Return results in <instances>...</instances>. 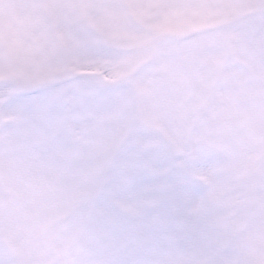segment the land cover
I'll return each mask as SVG.
<instances>
[{
	"label": "clouds",
	"instance_id": "obj_1",
	"mask_svg": "<svg viewBox=\"0 0 264 264\" xmlns=\"http://www.w3.org/2000/svg\"><path fill=\"white\" fill-rule=\"evenodd\" d=\"M168 2L46 0L39 26L58 47L44 89L27 90L33 78L26 67L13 73L15 57L5 46L0 146L23 142L44 116L39 131L79 162L28 198L23 219L10 214L17 198L6 195L0 264H216L211 250L187 240L153 241L151 229L147 243H113L162 210L140 214L127 190L181 179L213 190L219 176L201 170L205 183L191 174L194 151L217 152L205 128L237 111V97L258 90L264 99V0L212 3L203 17ZM200 23L206 27L192 32ZM192 41L195 47L182 60L168 55ZM244 133L258 139L226 141L245 162L239 187L228 193L227 209L209 205L212 216L226 211L235 225L233 264H264V117ZM85 172L92 175L84 178ZM44 240L41 251L30 250Z\"/></svg>",
	"mask_w": 264,
	"mask_h": 264
},
{
	"label": "snow or ice",
	"instance_id": "obj_2",
	"mask_svg": "<svg viewBox=\"0 0 264 264\" xmlns=\"http://www.w3.org/2000/svg\"><path fill=\"white\" fill-rule=\"evenodd\" d=\"M42 3H22L18 7L25 8L35 14L38 20L33 30L34 38H27V43L38 53H45L50 62L56 53L58 42L51 32L39 26L38 11ZM166 7H175L184 11L195 12L205 7L199 0H169ZM195 41L188 48L195 47ZM50 78L33 79L28 91L44 89L49 86ZM46 127V118L41 116L37 122V131L25 133L23 142L10 141L0 153L3 178L6 185L15 188L21 181L27 192L36 193L47 185L54 184L69 171H75L78 157L62 149L58 142L42 134L39 129ZM223 120H218L205 128V135L215 138L216 145L220 139ZM214 152L209 148H200L193 152V168L191 174L201 170L212 173L211 157ZM89 178L91 173H81ZM127 200L135 205L137 211L143 214L148 208L162 209L151 216L145 217L137 229L113 243L119 244L124 240L137 243H147L145 233L151 229V240L191 241L199 247L211 250L216 254V264H233L232 253L229 249L232 243H225L220 236L218 216L211 215L209 201L211 196L199 198L192 195L188 184L181 179L174 185H164L157 182L148 183L138 190L129 189Z\"/></svg>",
	"mask_w": 264,
	"mask_h": 264
},
{
	"label": "rangeland",
	"instance_id": "obj_3",
	"mask_svg": "<svg viewBox=\"0 0 264 264\" xmlns=\"http://www.w3.org/2000/svg\"><path fill=\"white\" fill-rule=\"evenodd\" d=\"M44 2H46V0L38 1V3H44ZM199 2L205 5V7L199 8L195 12H191V11L189 12L194 16L203 17L207 14V12L210 11V9L206 7V5H209L212 3H227L229 2V0H199ZM10 3L14 4V8L17 11L16 16H19L21 20H15L14 22L10 21L7 12H5L3 8V5L5 4L8 5ZM22 3H29V2L27 0H3V1L0 0V54L3 53L5 46H7V48L13 53L15 57V61L13 65V73H15L17 69L19 68L26 67L33 79L49 78L51 62L49 61L48 57L46 55L38 54V52L32 49L31 46L27 43V38H34L33 30L37 26L38 20L34 18L35 14L33 12L25 8L18 7V5ZM32 13H33V16H32ZM28 17L34 18V19L27 20ZM178 25H176V30L180 27V25L179 26ZM162 26L163 25H158L157 27H162ZM191 27L193 28L197 27V29H200V28L206 27V25L204 23H200V24H193ZM177 46L175 47L176 49L174 48L170 52V57L176 60H182L188 54V45L186 43H181V44H178ZM240 107L241 106L239 105L238 110H240ZM236 112L238 111H235L234 113L229 112V114H236ZM254 118L255 117H253L252 119ZM252 123L256 125L255 122L252 121ZM228 125H229V120L228 119L223 120L222 128L225 127L226 129H223V132H221L220 139H223L222 136H225V138L228 139L229 136L231 135L232 130L230 127H228ZM2 149H3L2 146H0V153H2ZM18 186L23 187L22 181L18 184ZM25 199L26 197L24 198V200ZM216 202L218 203L219 201H216ZM14 204L19 207L20 206L19 204L21 203L19 202L18 199H16L11 204V207ZM222 209H227V208H222ZM14 212L16 214L13 213L12 216L16 218L18 217L20 218L19 211L17 212V210H14ZM219 217H220V220L217 225L218 229H220L226 223L230 222L226 211L222 212ZM226 218H227V221H226ZM232 226L234 225L229 223L228 229H230ZM18 243L22 247L29 245L28 240H20L18 241ZM47 243H48L47 240H44V244L42 246H41V242L35 245L31 243L30 250L33 253L39 252L44 247H46Z\"/></svg>",
	"mask_w": 264,
	"mask_h": 264
}]
</instances>
